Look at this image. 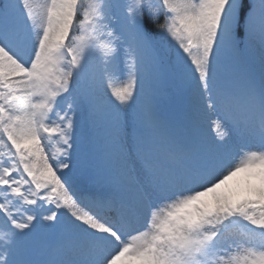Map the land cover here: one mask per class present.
Returning <instances> with one entry per match:
<instances>
[{
    "label": "snow or ice",
    "instance_id": "snow-or-ice-1",
    "mask_svg": "<svg viewBox=\"0 0 264 264\" xmlns=\"http://www.w3.org/2000/svg\"><path fill=\"white\" fill-rule=\"evenodd\" d=\"M0 264H264V0H0Z\"/></svg>",
    "mask_w": 264,
    "mask_h": 264
},
{
    "label": "rangeland",
    "instance_id": "rangeland-1",
    "mask_svg": "<svg viewBox=\"0 0 264 264\" xmlns=\"http://www.w3.org/2000/svg\"><path fill=\"white\" fill-rule=\"evenodd\" d=\"M234 188L237 190L243 191L246 190L249 187V181L244 173L238 174L236 177L232 179V181L229 182ZM256 181H251V184L255 185Z\"/></svg>",
    "mask_w": 264,
    "mask_h": 264
}]
</instances>
